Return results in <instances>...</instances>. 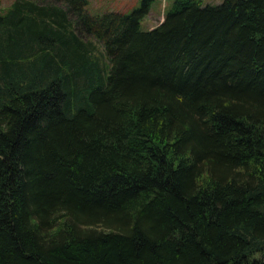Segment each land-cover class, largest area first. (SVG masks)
I'll return each mask as SVG.
<instances>
[{"label":"trees","instance_id":"obj_1","mask_svg":"<svg viewBox=\"0 0 264 264\" xmlns=\"http://www.w3.org/2000/svg\"><path fill=\"white\" fill-rule=\"evenodd\" d=\"M151 1L0 12V264H264V0Z\"/></svg>","mask_w":264,"mask_h":264},{"label":"rangeland","instance_id":"obj_2","mask_svg":"<svg viewBox=\"0 0 264 264\" xmlns=\"http://www.w3.org/2000/svg\"><path fill=\"white\" fill-rule=\"evenodd\" d=\"M13 0H0V12L5 10ZM141 0H88L86 8L90 13H102L108 10L119 12L130 11L139 5ZM173 0H152L149 11L141 18L140 26L143 29L158 24ZM205 2L217 3L221 0H204Z\"/></svg>","mask_w":264,"mask_h":264},{"label":"crops","instance_id":"obj_3","mask_svg":"<svg viewBox=\"0 0 264 264\" xmlns=\"http://www.w3.org/2000/svg\"><path fill=\"white\" fill-rule=\"evenodd\" d=\"M154 26V25H153ZM153 26H150V27H153Z\"/></svg>","mask_w":264,"mask_h":264}]
</instances>
